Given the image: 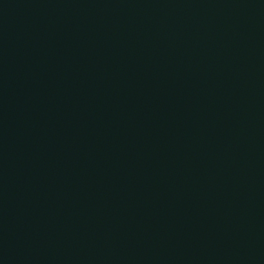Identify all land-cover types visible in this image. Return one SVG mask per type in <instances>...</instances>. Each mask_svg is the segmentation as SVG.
<instances>
[{
	"label": "water",
	"instance_id": "95a60500",
	"mask_svg": "<svg viewBox=\"0 0 264 264\" xmlns=\"http://www.w3.org/2000/svg\"><path fill=\"white\" fill-rule=\"evenodd\" d=\"M0 264H264V0H0Z\"/></svg>",
	"mask_w": 264,
	"mask_h": 264
}]
</instances>
